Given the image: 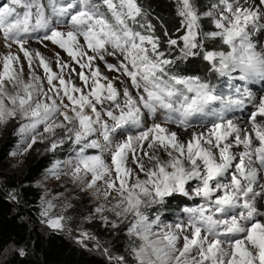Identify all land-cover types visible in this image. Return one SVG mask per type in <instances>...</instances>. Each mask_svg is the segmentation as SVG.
<instances>
[{
    "label": "snow or ice",
    "instance_id": "obj_1",
    "mask_svg": "<svg viewBox=\"0 0 264 264\" xmlns=\"http://www.w3.org/2000/svg\"><path fill=\"white\" fill-rule=\"evenodd\" d=\"M179 2L185 32L168 47L187 49L195 33L193 52L206 48L199 44L198 25L207 13L203 17L213 28L204 39L220 45L205 55L207 64L237 74L238 82L264 80V0H212L202 14L194 0ZM142 12L139 0H0L5 49L0 52V127L19 122L11 155H27L36 145L48 153L73 146L71 158L52 160L46 174L59 179L71 172L76 182L87 181L86 190L98 201L90 215L77 220L68 203H57L58 195L40 197V223L67 233L81 247L94 242L108 264H264V205L258 204L264 199V93L238 88L241 99L229 98L251 106L245 124L220 116L206 131L183 140L161 125L145 132V123L139 139L118 142L117 133L122 137L124 127L139 124L135 104L148 111L155 106L140 82L169 63L152 25L141 21ZM97 62H104L108 73H122L129 90ZM133 88L146 95L138 97ZM120 97L124 107H117ZM198 97L193 91L189 101L195 105ZM161 158L171 162L165 166ZM223 176L232 183L222 182ZM241 186L245 191L238 194ZM177 195L189 206L169 221L163 210ZM9 198L17 197L10 193ZM97 218L126 237L123 253L84 229L85 221Z\"/></svg>",
    "mask_w": 264,
    "mask_h": 264
},
{
    "label": "clouds",
    "instance_id": "obj_2",
    "mask_svg": "<svg viewBox=\"0 0 264 264\" xmlns=\"http://www.w3.org/2000/svg\"><path fill=\"white\" fill-rule=\"evenodd\" d=\"M209 4H212V0H209ZM142 6V16L141 21L145 25H152L154 30V35L159 38L158 42L166 44V50H163L161 55H164V58L169 61L168 64L163 65V71L155 74L152 79H145L140 82L141 87H147L148 91L151 92L150 100L155 105L151 111H148L144 108L143 103L135 104L140 116L138 118L139 124L134 126L129 124L127 127L122 129L124 135L122 137L117 133L118 142L123 143L126 138L131 137L133 140L139 139L143 132L141 128L144 127V124H147V128H144V131H149L151 128L156 125H161L165 129H170V135L179 133V137H183V140L189 139L190 133H201L210 128L213 124L217 123L220 116H223L225 120H232L238 122L239 124H245V120L241 113L244 112L245 108L248 106L244 103H229L228 100L231 97L233 101L241 99V96L237 95L236 89H248L254 94L264 93V80L259 78H250L244 81H237V74L230 73L229 70L217 68L213 69L210 67L206 60L205 55L211 51L209 47H202L198 51L193 52L196 48V34L193 33V38L188 41V47L185 49L181 45H177L175 48L168 47V41L172 38L169 37L166 41L162 40L161 37L157 34L156 26L151 23L149 17L151 12L148 11L147 5L141 4ZM194 7L198 10L195 0ZM181 3L179 0L176 2V15L182 17L181 24L184 25L186 20L183 16L180 15ZM207 13H203L202 16H206ZM160 27L163 28L164 24L161 22ZM200 37V45H208L211 40L204 39V33L201 23L198 25ZM252 35L257 36L256 32H253ZM164 36H168V32L164 31ZM257 44H260V40L257 39ZM111 55V53H109ZM118 55V54H117ZM119 62V61H118ZM198 69V70H197ZM114 80L120 79L122 84V90L128 91L130 86L124 82L123 74L120 76H114ZM177 81H182L183 83H178ZM155 85V88H154ZM195 85H206V87L194 88ZM252 85L257 87V91H254ZM134 89V88H133ZM131 89V91L133 90ZM138 97H143L145 93H141L137 89H134ZM193 91L199 93V97L196 100L195 105L189 101V96ZM207 94H211L214 99L208 100ZM125 99L120 97V104L117 107H124ZM115 110V109H113ZM145 114L147 115L146 121L143 119ZM170 117V119H167ZM246 126V125H245ZM3 130V127H0V131ZM178 137L177 147L183 143V140H180ZM70 146L67 151L69 155L64 158V160H69L71 158V148ZM39 151V149L37 150ZM152 151L155 157L159 156V151L156 145L152 146ZM165 152H168L167 147L164 149ZM45 152V151H43ZM107 154V149H105ZM43 154V153H42ZM10 157L15 161L12 163V168H18L23 164V158L26 154H20L17 156ZM175 154H171V160H175ZM159 163L167 166L170 163V160H165L163 158L159 159ZM148 166H151L152 161H145ZM191 167V165H188ZM54 181H61L62 185L71 184L72 187L65 188L63 193H60L58 196L60 200L57 203H68L73 209L71 215L79 220L81 218V213L86 212V208L82 205H79V202L82 200L83 196L90 195L94 197L93 203L97 202L95 194L93 192H88L86 190L87 181L76 182L71 179V172H68L66 176H63L59 179H56L52 176L46 174V170L43 171L41 177L38 178L32 185L34 188L41 190V197L51 198L52 193L50 191L51 183ZM222 182L231 184L232 182L228 180V176L222 177ZM198 186H194L193 196L195 195V189ZM99 189H97L98 191ZM213 192L215 189L212 190ZM245 187L241 186L238 194H243ZM257 191L261 189L257 188ZM176 198H182L177 195ZM173 199L172 203L164 208V212L171 211L175 215H179L180 210L188 207L189 205L182 204L178 199ZM167 204V202H165ZM259 205H264V199L258 200ZM193 207H197L193 205ZM232 212L234 215L236 209L233 208ZM229 220L233 217H228ZM68 235L67 233H65ZM18 251L19 253L23 251L25 255V250L23 247L13 248L9 246L4 249L3 253H0V264H9V259L12 252ZM23 256V255H21Z\"/></svg>",
    "mask_w": 264,
    "mask_h": 264
},
{
    "label": "trees",
    "instance_id": "obj_3",
    "mask_svg": "<svg viewBox=\"0 0 264 264\" xmlns=\"http://www.w3.org/2000/svg\"><path fill=\"white\" fill-rule=\"evenodd\" d=\"M196 1V0H195ZM140 4L147 5L148 11L151 12L149 19L156 26L157 34L162 40L166 41L169 37L179 39L184 33V26L181 24L182 17L176 15V2L173 0H139ZM197 4H209V0H197ZM201 4V5H202ZM198 5L201 14L204 11L202 6ZM207 18H203L201 26L205 29ZM163 22L164 27L160 24ZM168 36H164V31ZM166 44L161 45V49ZM210 49L215 48L212 43L206 45ZM163 49V50H165ZM198 70V69H197ZM15 147L12 139L7 140L1 147V152L7 157ZM69 147L60 148L57 152L41 156L32 155L26 164V170L22 184H31L43 173V171L56 158H63L69 154ZM13 185L14 184H10ZM22 198L28 202V205L35 210L40 196L39 192L32 186L21 189ZM180 203L185 204L183 198H176ZM173 202V201H172ZM171 202V203H172ZM24 213L18 211L6 193L0 189V253L9 246L20 248L23 247L25 255L15 252L10 256L9 264H108V262L97 255H91L77 246H75L62 233L53 232L51 234L41 233L38 228H31L29 221L24 220ZM165 217L171 221L174 213L166 211Z\"/></svg>",
    "mask_w": 264,
    "mask_h": 264
},
{
    "label": "rangeland",
    "instance_id": "obj_4",
    "mask_svg": "<svg viewBox=\"0 0 264 264\" xmlns=\"http://www.w3.org/2000/svg\"><path fill=\"white\" fill-rule=\"evenodd\" d=\"M175 2H177V0H173ZM197 1V0H196ZM195 1V3H196ZM196 3V6L198 8V5H201ZM203 5V4H202ZM201 5V6H202ZM210 4H206L203 5L202 9L203 10H208ZM201 13V12H200ZM205 18L202 16V19ZM200 21V23H201ZM213 25L211 24L210 20L207 18V21L205 22V29L206 30H212ZM184 32H185V28H184ZM212 43V42H211ZM213 45L215 47L220 46L219 42H213ZM34 47H37V45H33ZM50 48H52V46H49ZM165 49V47L163 46L162 50ZM5 49L3 47L2 42H0V52H3ZM166 50V49H165ZM54 51H60L59 49H54ZM61 56L64 57V59L67 61L69 58L66 56L65 53H63L62 51H60ZM122 59V58H120ZM117 57H109L108 61L109 62H116ZM103 63L104 62H97V66L101 67L103 69ZM75 67H77L78 69V65H74ZM106 74L109 77H114V76H120V73H108L106 69H103ZM87 71V70H85ZM124 80H126V77H123ZM119 83V81H117ZM129 86H130V82H129ZM252 88L254 91H257V87L255 85H252ZM133 94H135V90L133 89ZM251 110V106H247L244 110L243 113H241V115L243 116L244 120L247 119L248 117V113ZM19 126V122L18 121H13L10 122L9 125L3 126V130L0 131V189H2L7 197L9 198V194H15L16 195V199L12 200L9 198V200L15 204V206L17 207L18 211L21 213H24V220L29 221L30 223V227L33 228H38V230L41 233H44L46 235L53 233L54 231L49 230L46 228L45 225L40 223V218H39V204H40V199L39 202L35 208V210L33 208H31L28 205V202L25 201L22 196H21V189L28 187V186H32L34 184H22V179L24 178V173L26 170V164L28 159L34 155V154H39L41 156L44 155H49V154H53V153H48V152H43V148L44 145H36L34 146V150H32L30 153H28L24 158H23V164L20 165L18 168H12V163H14L15 161L10 157V155H8L7 157L4 156V154L1 152V147L4 145V143L9 140L12 139L15 142V147L16 144L19 141V137L15 134L16 132V128ZM71 145H66L63 146L62 148H66V147H70ZM14 147V149H15ZM13 149V150H14ZM37 149H39V151H37ZM12 150V151H13ZM43 153V154H42ZM69 155V154H68ZM68 155H66L63 158H56V159H64L66 158ZM41 175L38 177L40 178ZM37 178V179H38ZM36 179V180H37ZM35 180V181H36ZM10 184H14L10 185ZM33 187V186H32ZM72 187L71 184H66V185H62L61 181H54L51 183L50 186V191L52 193V195H59L60 193H63L65 191V188H70ZM34 188V187H33ZM36 189V188H34ZM39 192V196L41 197V190L36 189ZM94 197L90 196V195H85L83 196L82 200L79 202V205H82L84 208H86V212H83L81 214L83 215H90L91 214V210L93 209L94 205L96 203H98V201L94 204L93 203ZM83 227L85 230H87L88 232L92 233L93 235H96L100 240L102 241H107L109 243V246L111 247L112 251L116 254H121L124 252L125 247L127 246V241H126V237L123 235L122 232H113L111 229L106 228L97 218L95 221L88 223L87 221H85L83 223ZM56 233H60V232H56ZM64 236H66L75 246H77L78 248H80L81 250L91 254V255H97L99 257L104 258L107 262H108V258L105 257L104 255H102L100 253V251H97L94 248V242L92 241H86L87 247H81L80 245L76 244L75 241L69 237L68 235H66L65 233H62ZM15 248V247H13ZM15 252L18 251H14L12 252L11 255H13ZM19 253V252H18Z\"/></svg>",
    "mask_w": 264,
    "mask_h": 264
}]
</instances>
